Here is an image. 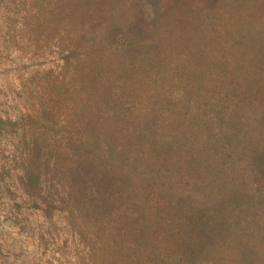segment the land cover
Listing matches in <instances>:
<instances>
[{"label":"rangeland","instance_id":"374dc122","mask_svg":"<svg viewBox=\"0 0 264 264\" xmlns=\"http://www.w3.org/2000/svg\"><path fill=\"white\" fill-rule=\"evenodd\" d=\"M105 1L106 18L84 36L101 47L86 75L98 96L87 99L75 65L86 49L55 53L37 38L35 0H0V116L13 120L0 132V264H264V0ZM171 102L187 112L181 135L206 141L212 167L223 169L205 185L183 165L176 185L211 206L210 227L195 240L160 224H101V213L124 219L130 207L93 171L82 184L47 175L41 189L25 186L22 157L37 133L63 150L89 118L132 134L150 118L164 122Z\"/></svg>","mask_w":264,"mask_h":264},{"label":"trees","instance_id":"16d2710c","mask_svg":"<svg viewBox=\"0 0 264 264\" xmlns=\"http://www.w3.org/2000/svg\"><path fill=\"white\" fill-rule=\"evenodd\" d=\"M35 2H37L35 14L39 19L38 40L45 43L53 42L54 47L58 48L55 53L63 52L66 56L81 54L80 50L86 49L83 55L87 56V59H83L82 62L76 61L75 65L85 70L83 80L88 78L86 75L90 70L98 67L93 64H98L97 55L101 47H94L93 36L90 35L88 39H84V36L87 35V24L94 25L97 18L100 21L106 18L104 12L106 1L35 0ZM88 40L92 42L88 43ZM139 47L143 52H147L148 45ZM95 81L94 77L88 78L89 86L85 87L87 99L98 96L95 89H92ZM95 109L98 110V107L95 106ZM32 111L29 117L34 120L39 116L36 108ZM166 111L169 116L164 122L156 124L157 121L150 118L143 121L142 128L133 131L132 134L126 133L121 127L117 129V125L112 126V123L116 124L114 119L89 118L81 133L68 137V145L63 150L57 149L58 145L55 146L54 139L44 132L37 133L22 157L25 186L30 189H41V183L47 175L51 180L57 181L55 177L63 180L69 178L71 182L82 184V177L93 171L112 182L117 200L121 199L125 208L130 207L127 209L131 216H124V219L116 215L118 219L115 220L116 217H112L114 213H101L98 219L101 224L123 222L137 229L158 228L160 224L163 229L173 230L175 233L188 231L189 240H195L199 228L210 227L211 206L199 203L187 194L184 195L176 184L184 177L185 162V170L192 169L196 173L191 177L192 181L204 182L205 185L217 178L215 172H222V164L220 163L218 167L213 166L216 169L214 171L209 155L204 150L206 141L200 140L198 146L196 141L200 137L185 138L181 135L180 117L187 113L182 105L168 103ZM139 118H134L129 123L132 124ZM191 118H195V115ZM12 123L13 120H10L8 115L0 116V132L4 129L1 124L11 127ZM184 140L193 142L186 147ZM190 147H196V153H189ZM101 148H103L101 152L95 150ZM116 153L122 156L120 161L114 159ZM122 160L126 162L122 163ZM138 164L142 167V172L136 170ZM83 190L79 192L77 190L78 202L81 204L87 196L84 187ZM152 197L162 199L163 204ZM100 201L99 205L102 207L105 201H102V197ZM110 204L112 205V202ZM83 214L87 215V209ZM183 241V238L179 240Z\"/></svg>","mask_w":264,"mask_h":264}]
</instances>
